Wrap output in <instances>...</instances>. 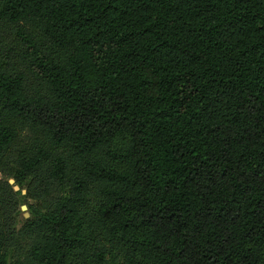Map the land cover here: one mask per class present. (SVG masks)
<instances>
[{"label":"trees","instance_id":"16d2710c","mask_svg":"<svg viewBox=\"0 0 264 264\" xmlns=\"http://www.w3.org/2000/svg\"><path fill=\"white\" fill-rule=\"evenodd\" d=\"M0 264H264V0H0Z\"/></svg>","mask_w":264,"mask_h":264},{"label":"water","instance_id":"95a60500","mask_svg":"<svg viewBox=\"0 0 264 264\" xmlns=\"http://www.w3.org/2000/svg\"><path fill=\"white\" fill-rule=\"evenodd\" d=\"M8 182L13 186V190L14 191H19L20 190V187L18 184L15 183V180L13 178H9L8 179ZM21 193L22 194H25L26 193V190L25 189H22L21 190ZM24 201H27V199L25 198ZM20 209L23 211V216L24 218H28L30 216L29 212H28V208H27V205L26 204H22L20 206Z\"/></svg>","mask_w":264,"mask_h":264},{"label":"rangeland","instance_id":"374dc122","mask_svg":"<svg viewBox=\"0 0 264 264\" xmlns=\"http://www.w3.org/2000/svg\"><path fill=\"white\" fill-rule=\"evenodd\" d=\"M28 208V207H27ZM28 210V209H27ZM22 211V210H21ZM22 216H23V211H22ZM24 217V216H23ZM20 224V223H19ZM15 255H16V253L14 252V253H12V257H15ZM118 261H119V259H118Z\"/></svg>","mask_w":264,"mask_h":264}]
</instances>
